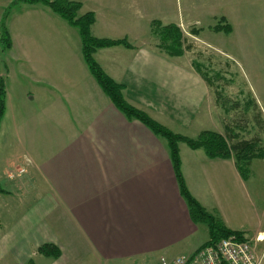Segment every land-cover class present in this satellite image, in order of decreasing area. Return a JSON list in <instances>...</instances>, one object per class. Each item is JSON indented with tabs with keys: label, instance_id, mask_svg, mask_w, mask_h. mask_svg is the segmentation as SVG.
<instances>
[{
	"label": "crops",
	"instance_id": "crops-1",
	"mask_svg": "<svg viewBox=\"0 0 264 264\" xmlns=\"http://www.w3.org/2000/svg\"><path fill=\"white\" fill-rule=\"evenodd\" d=\"M75 1L80 14L93 12L94 37L130 44L93 54L128 104L175 134H223L192 51L168 54L151 26L195 24V41L226 52L211 38L237 30L224 2L238 14L247 8L244 22L235 19L247 35L253 0ZM8 6L10 46L3 51L0 43V264H159L161 256L201 247L208 228L190 216L166 141L104 93L82 57L78 30L43 4L0 0V32ZM220 14L231 23L228 34L210 29ZM178 148L189 193L248 239L264 264V211L251 176L242 178L233 157L209 158L184 142ZM45 244L59 256L38 252Z\"/></svg>",
	"mask_w": 264,
	"mask_h": 264
},
{
	"label": "rangeland",
	"instance_id": "rangeland-1",
	"mask_svg": "<svg viewBox=\"0 0 264 264\" xmlns=\"http://www.w3.org/2000/svg\"><path fill=\"white\" fill-rule=\"evenodd\" d=\"M224 3L232 21L238 25L237 30L226 39L222 37L220 40L219 35H211V38L228 54L195 41V35L199 33V28L195 24L185 26L183 30L173 24L159 22V28L173 26L175 29L172 27L167 30L166 35L175 36L178 30L182 52L184 49L190 53L192 51L196 66L211 87L212 101H215L216 106L221 110L219 117L223 131L221 135L230 134L233 139L237 136L239 139L258 140L263 155L251 160L249 177L251 176L253 185L256 186L258 196L256 205L259 215L262 216L264 211V0H253L252 18H250L252 33L248 32L247 35L246 29L235 20L238 18V22H244L246 14L248 15L247 8H243L238 14L234 9L231 10L229 1ZM80 12L81 10L79 14ZM196 14L198 13L195 11L194 15ZM201 21L205 22V19L202 17ZM216 26L222 29L217 31L214 29ZM210 29L212 32L225 34L232 31L230 21L221 14L216 15ZM153 33L159 43V37L155 32ZM27 186L29 185H25L26 188ZM242 198L243 201L247 199L245 196Z\"/></svg>",
	"mask_w": 264,
	"mask_h": 264
},
{
	"label": "trees",
	"instance_id": "trees-1",
	"mask_svg": "<svg viewBox=\"0 0 264 264\" xmlns=\"http://www.w3.org/2000/svg\"><path fill=\"white\" fill-rule=\"evenodd\" d=\"M16 2L26 4H43L47 6L53 13L65 20L69 25L78 30L81 40L82 57L93 77L110 98L112 103L122 112L128 119H136L143 123L155 135L162 137L166 141L170 160L178 182L179 191L185 199L191 218L194 221H200L206 224L208 228L209 239L202 245H208L218 241L221 238L228 237L231 234H236L240 238L241 233L230 230L225 227L222 221L215 215L206 211L197 200L189 193L184 183L180 170V156L178 143L184 142L192 149L202 148L209 158H231L233 157L235 165L243 179L249 177V164L255 157H262L263 151L258 146V140L239 139L237 136L233 139L232 135L223 136L218 132L205 130L199 133L196 138H189L180 134H175L162 126L158 122L151 119L146 113L136 109L126 102L124 99L121 84L112 80L95 61L93 54L97 49L110 47L114 45H124L131 47L126 40H113L107 38L94 37L90 28L94 23L95 17L93 12H85L79 14L81 2L75 0H15ZM10 12V6L4 10L1 21L0 43L2 50L5 51L10 46V37L5 26V19ZM153 32L159 37V45L170 55H181L182 48L180 44V35L176 30V35L170 37L166 35L173 26L160 27L157 21L152 22ZM172 29H175L174 27ZM215 30H221V27H214ZM169 40V42H168ZM199 69V68H198ZM5 109V86L4 80L0 77V120ZM0 192H5L0 187ZM38 252L44 255L58 257L60 251L51 244H45L38 248Z\"/></svg>",
	"mask_w": 264,
	"mask_h": 264
},
{
	"label": "built area",
	"instance_id": "built-area-1",
	"mask_svg": "<svg viewBox=\"0 0 264 264\" xmlns=\"http://www.w3.org/2000/svg\"><path fill=\"white\" fill-rule=\"evenodd\" d=\"M241 237L231 234L201 246L189 254H180L172 258L161 256L159 264H260L252 243L242 235Z\"/></svg>",
	"mask_w": 264,
	"mask_h": 264
}]
</instances>
